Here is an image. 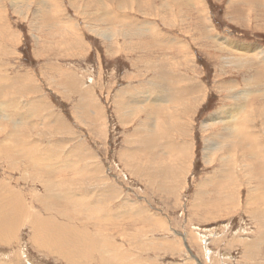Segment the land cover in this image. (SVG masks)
Returning a JSON list of instances; mask_svg holds the SVG:
<instances>
[{"label":"rangeland","instance_id":"obj_1","mask_svg":"<svg viewBox=\"0 0 264 264\" xmlns=\"http://www.w3.org/2000/svg\"><path fill=\"white\" fill-rule=\"evenodd\" d=\"M247 1L0 0V264H264V0ZM28 215L66 227L48 228L62 255Z\"/></svg>","mask_w":264,"mask_h":264},{"label":"bare ground","instance_id":"obj_2","mask_svg":"<svg viewBox=\"0 0 264 264\" xmlns=\"http://www.w3.org/2000/svg\"><path fill=\"white\" fill-rule=\"evenodd\" d=\"M187 1H189V0H186V2ZM192 1V0H191ZM255 2H257L256 0H248L247 1V3L249 4V5H252L253 3H255ZM246 4V3H245ZM247 4V5H248ZM199 10V9H198ZM241 11V10H240ZM238 12V11H237ZM245 12V11H244ZM203 17V16H202ZM168 18V17H167ZM166 18V19H167ZM161 19H164V17L163 18H161ZM163 22V21H162ZM167 22V21H166ZM146 24V23H145ZM149 24V23H148ZM164 24V23H163ZM144 27H145V25H143ZM139 27V26H138ZM148 27V26H147ZM151 28V26L149 27V29ZM143 29V28H142ZM146 30H148L147 28H145ZM153 29V28H152ZM139 30H141V29H139ZM145 31V30H144ZM142 32V31H141ZM146 32V31H145ZM144 32V33H145ZM142 35V34H141ZM178 41V40H177ZM217 44V43H216ZM185 47V46H184ZM229 47L231 48V46L229 45ZM233 47V46H232ZM219 48V47H218ZM229 48V49H230ZM236 48V47H235ZM234 49V48H233ZM226 50V49H225ZM227 50H228V48H227ZM222 51V50H221ZM260 52V55H258V57H260V60L262 61L261 63L263 64L264 63V51H259ZM241 53V52H240ZM250 53V52H249ZM256 55L258 54V53H255ZM255 55V56H256ZM239 56H241V55H239ZM239 56H238V59H240L239 58ZM243 56V55H242ZM234 58H236L237 59V57H234ZM256 58V57H255ZM243 60V59H242ZM245 60V59H244ZM228 61H231V60H228ZM240 61H241V59H240ZM246 61V60H245ZM251 61H253V60H251ZM235 62V61H234ZM236 62H239L238 60L236 61ZM242 62V61H241ZM244 63V62H243ZM246 63V62H245ZM244 63V66L246 65L247 66V64L248 63H246L245 64ZM252 63V62H251ZM235 64V63H234ZM253 64V63H252ZM260 64V63H259ZM243 65V64H242ZM264 65V64H263ZM249 66V65H248ZM188 67V66H187ZM250 67V66H249ZM247 68V67H246ZM238 69V68H237ZM248 70H249V68H247ZM256 77H258L257 75H256ZM255 77V78H256ZM257 79H259V78H257ZM257 79H255V82H257ZM260 80V79H259ZM258 80V81H259ZM253 82H254V80H253ZM261 82V81H260ZM250 83V82H249ZM249 83H245L246 85H248ZM261 83H264V81H262ZM245 85V86H246ZM250 85L251 84H249V87H250ZM168 86V85H167ZM255 86V85H254ZM248 87V88H249ZM252 87H253V85H252ZM256 87H257V85H256ZM236 88V87H235ZM251 88V87H250ZM249 88V89H250ZM252 89V88H251ZM257 89L258 88H256V89H253V90H255L256 92H257ZM247 90V89H246ZM180 91H182L181 89H180ZM185 91V90H184ZM183 91V92H184ZM186 92V91H185ZM188 92V91H187ZM248 92V91H247ZM255 92V93H256ZM264 92V91H263ZM251 93V92H250ZM259 92H257V94H258ZM261 93V92H260ZM238 94V93H237ZM236 94V95H237ZM263 94V93H262ZM239 95V94H238ZM259 95V94H258ZM170 96V95H169ZM168 96V97H169ZM235 96V95H234ZM241 96V95H240ZM167 97V98H168ZM237 97V96H236ZM236 97H235V99H236ZM165 98V97H164ZM166 98V99H167ZM170 98V97H169ZM232 98V97H231ZM264 98V97H263ZM161 99V98H160ZM172 99V98H171ZM168 100V99H167ZM166 100V101H167ZM175 100V99H174ZM173 100V101H174ZM165 100H164V102H166ZM180 101V100H179ZM178 101V102H179ZM163 102V101H162ZM167 102H169V101H167ZM166 102V103H167ZM171 102V101H170ZM176 103H177V101H175ZM173 103V102H172ZM175 103V104H176ZM180 103V102H179ZM178 103V104H179ZM167 104H169V103H167ZM165 105V104H164ZM143 106V105H142ZM169 106V105H168ZM241 106V105H240ZM165 108V107H164ZM240 109V108H239ZM263 109V108H262ZM186 110V109H185ZM238 110V109H237ZM241 110V109H240ZM242 111V110H241ZM135 112V111H134ZM152 112V111H151ZM261 112H263V111H261ZM218 113V112H217ZM236 113H238V112H236ZM235 115V114H234ZM157 116V115H156ZM155 115H154V117H156ZM159 116V115H158ZM221 116V115H220ZM219 117V116H218ZM229 117H231V116H229ZM234 117V116H233ZM238 119H240V116L238 115ZM236 118V117H235ZM216 120L218 121H220L221 122V119L220 118H216ZM242 120V119H241ZM178 121V120H177ZM176 121V122H177ZM216 122V121H215ZM219 122V123H220ZM252 122V121H251ZM145 123V122H144ZM210 123L211 122H209V126H213V125H215L214 123H213V125H210ZM227 123V122H226ZM235 123V122H234ZM240 123V122H239ZM238 123V124H239ZM178 124V123H177ZM206 124V123H205ZM217 124H218V122H217ZM223 124V123H222ZM247 124V123H246ZM142 125V124H141ZM149 125V124H148ZM151 125V124H150ZM229 125H230V127H229ZM235 125H236V123H235ZM208 126V127H209ZM21 127V126H20ZM143 127H145V126H143ZM142 127V128H143ZM153 127H154V125H153ZM156 127V126H155ZM178 127H180V126H178ZM207 127V124H206V128H208ZM225 127H226V125H225ZM233 127V126H232ZM235 127V126H234ZM245 127V126H244ZM23 128V127H22ZM21 128V129H22ZM141 128V127H140ZM141 128V129H142ZM157 128V127H156ZM184 128V127H183ZM210 128V127H209ZM231 123H230V121H229V123L227 124V129H226V131L225 132H228V133H225V136L226 137H228V140L229 139H231L232 140V138L233 139H238V141L240 140V138H241V140L242 139H244V141L246 142V141H248V142H252L251 141V139L253 138V135L251 134V133H240V134H237L236 136H235V130H236V128H231ZM248 128V127H247ZM17 129V128H16ZM140 129V130H141ZM147 129V128H146ZM150 129H151V126H150ZM181 129V128H180ZM250 129V128H249ZM139 131V130H138ZM137 131V132H138ZM142 131H144L143 129H142ZM223 131H224V128H223ZM244 131V130H243ZM247 131H249L248 129H247ZM21 132V131H20ZM144 132H146V131H144ZM147 132H148V129H147ZM159 132V131H158ZM152 133V132H151ZM22 134V133H21ZM141 134V133H140ZM142 134H145V133H142ZM148 134H150V132H148ZM154 135V134H153ZM152 135V136H153ZM185 135V134H184ZM145 135H143V137H144ZM254 136H256L255 134H254ZM142 137V138H143ZM146 137H147V135H146ZM150 137H151V135H150ZM221 137V136H220ZM17 138H20V136L19 135H17ZM220 139V138H219ZM225 139V138H224ZM256 139V138H255ZM144 140H146V138L144 139ZM155 140V139H154ZM211 139H209V144H208V152H209V154L208 155H211L212 153H214V150L216 149V147L215 146H213V145H211V141H210ZM221 140H222V138H221ZM147 141H148V138H147ZM226 141V140H225ZM176 142V141H175ZM174 142V143H175ZM228 142H230V140L228 141ZM248 142H247V144H248ZM147 143V142H146ZM222 144H224V143H222ZM227 144V143H226ZM19 145V144H18ZM147 145V144H146ZM186 145V144H185ZM246 145V144H245ZM139 146H141V145H139ZM138 146V147H139ZM230 146V145H229ZM247 146H249V144L247 145ZM185 147V146H184ZM234 147V146H233ZM186 149V148H185ZM250 146H249V151H250ZM217 150V149H216ZM219 150H221V149H219ZM229 150H230V148H229ZM232 151V150H231ZM234 151V150H233ZM237 151V150H236ZM240 151V150H239ZM252 151V150H251ZM240 152H242V151H240ZM246 152H248V151H246ZM219 153V152H218ZM234 153H235V151H234ZM249 153H251V154H248V153H246L247 155H249V157H250V155H252L253 156V154H252V152H249ZM235 155V154H234ZM235 157H236V155H235ZM234 157V158H235ZM248 157V158H249ZM260 157V156H259ZM264 157V156H263ZM248 158H247V160H248ZM253 158V157H252ZM261 158V157H260ZM262 159V158H261ZM234 160V159H233ZM250 163H253L254 161H253V159L252 160H248ZM263 161V160H262ZM262 161H259V163H261L262 164ZM236 171V170H235ZM255 172V171H254ZM227 176V179H229L230 180V178H235V176H233L232 175V173H231V170H230V172H228V174L226 175ZM225 189V188H224ZM255 189L257 190V188L255 187ZM230 190V189H229ZM253 190V189H252ZM228 188H227V191L223 194V198H225V199H229V197L231 196L230 195V192H228ZM20 195V194H19ZM16 197V196H15ZM232 197V196H231ZM230 197V198H231ZM10 198H13V197H10ZM10 198H8V197H4V198H1L0 197V210L2 211V210H4L3 211V213L1 214V217H3V219H1L0 220V225H2L4 222L5 223H7L8 224V221H10V220H14L12 217H11V212H10V210H8V207H10V204H9V202H7V200H9ZM16 199V198H15ZM19 200V199H18ZM2 202V203H1ZM18 202V201H17ZM20 202V201H19ZM18 202V203H19ZM17 203V204H18ZM26 203V202H25ZM19 205V204H18ZM26 205H27V203H26ZM23 206V205H22ZM22 206H20V208L22 207ZM28 206V205H27ZM32 206V205H31ZM25 207V206H24ZM30 206H28V208H29ZM25 208H27V207H25ZM27 208V209H28ZM17 209H19V207L17 208V206L15 207V208H12L11 209V211L13 212V214H14V216H15V218L16 219H19V218H23V217H19V218H17L20 214L21 215H24L23 214V209L24 208H21V210H20V213L17 211ZM32 209V208H31ZM29 211H30V209H29ZM31 211H33V210H31ZM28 211H26V213H27ZM25 213V212H24ZM30 213V212H29ZM28 214V213H27ZM31 214V213H30ZM3 215V216H2ZM13 216V217H14ZM17 216V217H16ZM25 218V217H24ZM48 218V217H47ZM50 218V217H49ZM53 218V217H52ZM27 219H29V220H32V222L30 223L31 224V227H32V232H38L37 233V238H36V240L37 241H39V240H42V241H49L47 244H43L44 246H46V249H48V250H50V251H52L54 254H60V255H62V250H63V248H62V250L61 249H59L61 252L59 253V251H58V253L56 252V250H57V248H59V247H62V246H64L63 245V241H62V232L61 231H59V230H54V231H51V232H48V228L49 227H54V228H56V229H65L66 227H59L58 225H49L48 227H46V225H45V228H42V231L41 232H43L44 234H39V231L37 230V224H38V221L34 218V217H30L29 215H28V218ZM44 218H42V220H43ZM3 220V221H2ZM52 220V219H51ZM55 220V219H54ZM2 221V222H1ZM17 221V220H16ZM40 221H41V219H40ZM39 221V222H40ZM50 221V220H49ZM56 221V220H55ZM13 222V221H12ZM19 222V221H18ZM51 222V221H50ZM2 223V224H1ZM10 225H12V226H14L15 227V230L17 229V223L16 224H14V222L13 223H10L9 224V226ZM19 225V224H18ZM3 226V225H2ZM4 226H5V224H4ZM6 227H8V225H6ZM11 227V226H10ZM0 228H1V226H0ZM3 228V227H2ZM9 228V227H8ZM7 228V230H9ZM4 229H6L5 227H4ZM13 229V228H12ZM12 229H10L11 231H13ZM9 230V231H10ZM5 232V231H4ZM13 233V232H12ZM10 234V233H9ZM8 235V234H7ZM36 236V235H35ZM58 238V240L55 242V240ZM2 243V242H1ZM39 243H41V242H39ZM41 246V245H40ZM57 247V248H56ZM65 248V247H64ZM68 249V248H67Z\"/></svg>","mask_w":264,"mask_h":264}]
</instances>
